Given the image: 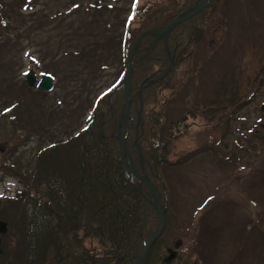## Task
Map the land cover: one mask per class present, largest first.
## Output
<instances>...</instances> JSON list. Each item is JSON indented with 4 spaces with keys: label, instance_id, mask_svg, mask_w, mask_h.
I'll return each mask as SVG.
<instances>
[{
    "label": "rangeland",
    "instance_id": "1",
    "mask_svg": "<svg viewBox=\"0 0 264 264\" xmlns=\"http://www.w3.org/2000/svg\"><path fill=\"white\" fill-rule=\"evenodd\" d=\"M135 1L144 7L159 0H0V193L22 195L26 186L15 172L29 176L43 141L74 137L79 121L87 122L86 98L118 79L121 52L111 43L97 46L107 68L95 66L101 78L80 93V77L92 74L82 48L91 42L90 20L108 21L122 38ZM202 18V43L190 45L192 57L162 89L164 121L185 117L188 127L170 158L188 159L164 170L159 188L170 212L149 264H167L177 253L201 264H264V136L255 134L264 124V0H218ZM30 68L38 77L54 73L53 90H29ZM86 244L99 248L96 240Z\"/></svg>",
    "mask_w": 264,
    "mask_h": 264
},
{
    "label": "trees",
    "instance_id": "2",
    "mask_svg": "<svg viewBox=\"0 0 264 264\" xmlns=\"http://www.w3.org/2000/svg\"><path fill=\"white\" fill-rule=\"evenodd\" d=\"M217 1L178 24L169 34L168 47L176 60L174 58L172 69L164 79L149 83V80L162 76L171 65L164 38L157 41L153 48H147L155 35L144 36L139 43L140 51L133 59V91L126 143L132 156L136 155L135 164L140 170L142 153L144 172L158 188L166 168H176L188 159L170 158L174 143L188 127L185 117L164 121L166 104L161 96L162 89L170 88L181 61L192 57L190 45L202 43L204 27L197 20L213 9ZM199 2L159 0L142 7L135 1V6L124 20L122 38L112 35L115 32L111 30L113 24L108 21L88 22L91 42L84 43L81 62L88 66L86 69L92 74L80 77V93L88 92L86 88L101 78L102 74L95 73V66L102 70L107 68L95 52L97 46L105 48L111 43L121 52L124 69L111 87L102 90L93 100L86 98L89 109L87 122L83 125L79 121L81 129L74 137L65 140H54L52 137L48 144H43V141L29 176L15 172L26 188L17 197H0V222L5 225V230L0 229V264H134L159 219L157 221L154 206L140 194L134 183L141 184L145 194L151 198L148 186L130 175L121 162L119 142L115 136L119 124L124 125L122 78L126 60L138 34L151 27H163ZM180 55L182 58H179ZM24 83L29 90L40 92L25 80ZM12 90L8 91L12 93ZM259 128L260 123L255 134L264 136V130L258 132ZM136 136L138 140L134 141ZM249 139L253 141V138ZM240 149H245V146ZM3 165L0 159V171ZM164 196L162 193L167 227L170 211ZM16 200V212L11 216L9 207ZM15 233L19 234L17 241L14 240ZM161 235L150 249L148 264L154 258ZM87 239L96 240L99 248L89 247ZM164 261L167 264L172 261L171 264H201L199 257L191 259L186 253H177L175 257L171 255Z\"/></svg>",
    "mask_w": 264,
    "mask_h": 264
},
{
    "label": "water",
    "instance_id": "3",
    "mask_svg": "<svg viewBox=\"0 0 264 264\" xmlns=\"http://www.w3.org/2000/svg\"><path fill=\"white\" fill-rule=\"evenodd\" d=\"M213 0H201L198 4L193 6L190 10L182 12L178 14L171 22L167 23L163 27H156V28H149L147 30H144L141 32L137 38L135 39L132 49L128 55L127 62H126V71L123 77V85H124V98H125V112H124V125L122 127V124H119L118 127V135L117 139L119 141V149H120V155H121V162L127 167V170L129 174L135 175L141 182L146 184L152 194L153 199H150L144 192L141 184H134L135 188L140 192V194L146 198L147 200H150V202L153 204V206L156 209V212L158 214L159 218V225L158 227L151 233L149 238L147 239L144 248L140 255L136 258L135 264H146L148 254L150 252L151 247L153 246L156 239L162 234L166 227V211L162 204V192L157 187V185L154 184V182L151 180L150 177L144 174V172L139 171L133 160L131 159V163L127 161L126 156L130 155V149L128 148L126 144V130L127 125L130 118V111H131V102H132V74H133V58L135 54L138 52V44L140 40L146 36V35H155L154 40L152 43L148 46V48H153V46L156 44L157 41L164 38L165 40V46L167 49V52L170 56L171 65L168 68V70L159 78L151 79L149 80V83H153L156 81H159L160 79H164L167 74L171 71L174 58L171 56L170 51L168 49V43L167 39L169 34L173 31V29L180 24L183 21H186L193 16L199 14L204 9L208 8L212 5ZM34 61V60H33ZM26 81L29 86L36 85L38 89L50 91L54 87V77L49 73H42L41 78L38 80V77L35 73V70L31 68L27 74H26ZM142 87L139 89V94H141ZM122 118V120H123ZM121 120V121H122ZM144 165L142 164V168Z\"/></svg>",
    "mask_w": 264,
    "mask_h": 264
},
{
    "label": "flooded vegetation",
    "instance_id": "4",
    "mask_svg": "<svg viewBox=\"0 0 264 264\" xmlns=\"http://www.w3.org/2000/svg\"><path fill=\"white\" fill-rule=\"evenodd\" d=\"M258 89V88H257Z\"/></svg>",
    "mask_w": 264,
    "mask_h": 264
}]
</instances>
